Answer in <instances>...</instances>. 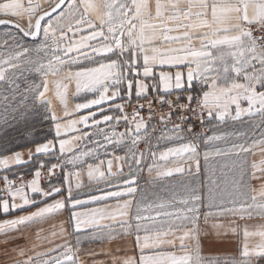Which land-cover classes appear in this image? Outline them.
I'll return each instance as SVG.
<instances>
[{
    "label": "snow or ice",
    "instance_id": "1",
    "mask_svg": "<svg viewBox=\"0 0 264 264\" xmlns=\"http://www.w3.org/2000/svg\"><path fill=\"white\" fill-rule=\"evenodd\" d=\"M53 3L50 11H43ZM0 16L9 18L0 19V26L16 28L24 37L35 39L41 31L43 33V42L34 49L22 47L19 40L13 38L15 49L9 47L6 55L0 53V82L7 80L6 73L14 72L22 61L43 78L42 91H38L41 85L29 91H38L35 99L48 110L49 116L45 118L50 117L55 135L37 144L35 153H53L58 144L59 162L48 167V174L53 176L59 168L64 176L61 185L50 183L47 189L42 188L40 169L45 164L41 162L33 178L19 186L8 176L3 177L5 194L0 195L3 214L36 205L38 201L33 196L40 197L43 207L28 215L0 221V234L5 237L2 243L18 238L9 233H21L42 224L65 210L69 203L73 209L96 203L104 206L72 212L75 233L91 227L90 239L112 240L117 235H132L131 221H135V243L141 252L139 259L113 257V264H201L198 239L201 219L207 225L210 219L229 216L240 220H251L254 216L264 218V158L252 163L249 173L246 155L255 144L264 146V138L253 140L247 146L246 143H232L226 153L213 143L223 139L221 135L193 132L187 115L191 112L199 116L202 125L205 113L210 119L224 121L231 116V106L235 105L233 120H240L242 114H258L264 121V91L257 90V86L264 88V0H154V3L153 0H27V3L0 0ZM24 17H27L26 28L19 22L11 23ZM32 51L37 54L34 60L27 58ZM85 63L94 66L85 67ZM49 76L53 77L51 81ZM194 82L208 90L194 96ZM73 83V97L84 92L93 98L70 108V85ZM149 90L154 94L151 97ZM49 91H53L62 106V117L46 98ZM174 92L176 98L170 99ZM181 93L186 95L182 97ZM133 96L136 105L128 113L125 108L132 104ZM27 99V96L22 97L20 103L23 105ZM182 99L186 102L182 103ZM118 100L121 102L117 103ZM141 100L146 104L140 103ZM241 101H247L248 107L242 108ZM156 104L161 109L165 105L168 108L167 113L159 117L160 127L152 124ZM145 106L149 113L147 119L141 115ZM94 107L96 111H91ZM81 110L89 111L77 119H69ZM98 115L100 119L96 118ZM121 122L126 130L117 133L116 125ZM185 124L188 125L186 129ZM78 125L96 131L81 132ZM156 132L159 135L155 136L153 149L160 148L161 143L171 146L152 150L150 156L147 149L136 151L139 143L147 145ZM73 133L80 134L70 135ZM85 140L93 146L82 147ZM113 142L128 146L124 157L88 163L86 158H97L98 149H106ZM201 144L205 146L206 164L213 154L234 153L237 156V175L230 190L210 188L202 196L193 181L182 184L179 194L170 190V199L159 196L150 199L148 193L138 189L133 167L143 171L146 157L151 160L147 171L150 175L155 173L154 181L174 173L183 174L186 170L192 174L193 163L198 174ZM122 160L129 168L127 178L122 171ZM12 163H24L21 153L0 158L3 168ZM105 163L107 168L103 170ZM65 165H72L76 170L66 171ZM85 172L90 183L104 181L106 186L99 189L100 195L81 201L72 195V181L75 179L76 187H80V178ZM252 179L260 181L259 188L251 187ZM65 185L67 196L64 195ZM109 200L116 203L109 205ZM134 204L135 211L130 213ZM106 220L119 221L121 233H116L112 224L101 223ZM212 227L226 226L213 224ZM228 227L234 232L240 229L239 224ZM62 234L61 227L59 233L51 232V237ZM243 235L241 256L244 259L237 264H254L257 259L264 258V224L256 225L254 230L245 224ZM251 237H259V242L250 244ZM79 239L77 235V244ZM165 247L175 251H163ZM77 251L66 243L57 245L43 254L49 258L41 264H80ZM18 255L25 256L24 250L20 249ZM14 264H33V257L16 260Z\"/></svg>",
    "mask_w": 264,
    "mask_h": 264
},
{
    "label": "rangeland",
    "instance_id": "2",
    "mask_svg": "<svg viewBox=\"0 0 264 264\" xmlns=\"http://www.w3.org/2000/svg\"><path fill=\"white\" fill-rule=\"evenodd\" d=\"M25 3H27V0H24ZM154 3V0H153ZM54 4V3H53ZM53 4L46 6L43 10L48 9ZM39 14V13H37ZM4 16H0V18H3ZM8 18V17H5ZM16 22H19L21 26L27 27V17H24L20 19L19 21L14 20ZM34 23V20H33ZM43 23H46L43 22ZM71 35V34H69ZM19 40L22 47H28L29 49H34L37 46H39L43 40V33L41 31L40 37L37 40H29L25 38L18 30L12 28V27H0V53L7 54V50L9 47L15 49V45L13 44V38ZM19 50H22L19 49ZM41 57H43V53L40 54ZM29 59H36L37 54L32 51L28 54ZM114 58V57H113ZM91 64L85 63L84 66H88ZM6 75L8 76V79L0 82V133L3 131V129L7 128L9 125L16 124L17 126L22 127L26 121H32L35 117V112L40 111L42 112L45 117L49 116L48 110L45 108L43 104H41L38 100L35 99L36 96H38V91L42 88L43 78L35 72L34 68H32L29 64L25 62H20V67L13 70H9ZM49 81L53 79V77H48ZM9 80L11 83H9ZM149 84L152 83V81H148ZM36 85H41L38 91L31 92L29 89L35 88ZM52 88V85L50 84V89ZM205 87H203L200 83H197V86L194 88L193 95H202V90L204 91ZM53 91H49L46 94V98L52 97ZM154 94L149 90V96H153ZM182 97L185 96V93L180 94ZM27 96L28 99L24 101L23 105L20 103L22 97ZM170 99L176 98V93L174 92ZM182 103L186 102L184 99L181 100ZM140 103L146 104L145 101L141 100ZM136 105L135 97L133 98L131 105H126L125 111L128 113H131L132 108ZM155 110V120L152 121V124H155L156 127H160V125L157 123L159 120V117L162 113H167L168 108L167 105L163 107V109L160 108L158 104L154 105ZM117 113H114L116 115ZM148 109L145 106L144 111L141 113L142 116H144L146 119L148 117ZM113 115V114H112ZM187 115L190 117L188 123L193 125V132H203L205 136L207 135H221L223 139L220 141L213 142L217 147L221 148L224 152H226L232 145V143H246L247 145H251L253 140H260V138H263L261 136L257 137V134L264 136V121H262V118L258 115V118H254V120L250 123H246L242 125L238 121H232V122H225V123H214L210 122V118L207 117L206 113L204 114V124L202 125L199 119V116H193L191 112L187 113ZM50 120V117L48 118ZM173 119H176V117H173ZM187 124L184 125L185 129L187 128ZM101 127H107L104 125H101ZM126 130V125L121 122L119 125H116V131L124 132ZM90 132H95V129H88ZM159 135V132H156L152 135V139L150 142L146 145L144 142H141L137 145L136 151L138 152H144L147 149V155L150 156V153L152 150L158 151V149H153V146L156 144L155 136ZM96 137H94L95 139ZM101 143H103L102 137L100 138ZM249 141V142H248ZM130 144V142H129ZM113 145H121L113 142L112 144L107 145L106 149L101 148L98 149V157L107 154L106 150L112 147ZM35 146V145H34ZM82 147H92L93 145L89 143V141L85 140ZM121 146H124V150L128 152V146L123 144ZM169 145H165L161 143L160 147H166ZM30 148V149H29ZM22 150H18L16 152L21 153L22 160H28L29 154L35 152V147H29ZM201 150H205V146L201 144ZM264 150V146H261L259 144H255L251 147L252 149ZM86 150V148H85ZM16 152L10 153L8 155H12ZM5 155V156H8ZM247 155V164L249 162V155ZM5 156H1L5 157ZM29 162H26L25 164L20 165L19 169H10L6 173H2L0 171V195H4L3 189V177L8 176L9 178L15 177L18 173H23L24 175H33L35 170L40 167V163L43 162L45 164V167L41 168V170L46 169V172H48V167H50L53 163H58V157L59 154L57 152L49 153V154H40L37 156H31ZM97 157V158H98ZM201 166L202 171L200 176L193 177L191 176H184V177H177L175 176L178 173H174L171 177L163 178L159 181H154L155 173L153 172L151 175L147 171V164L151 162L150 159L146 157L144 163H143V171H137L135 167H133V172L137 176V187L138 189H143L146 193H148L150 199H155L156 196L162 197L164 199H170V190H175L178 194L180 193V186L182 184H188L195 181L196 187L199 189L200 194L206 195L208 190L210 188L212 189H225L230 190L231 189V182L237 175L236 165L239 163V160L236 155H229L222 158H209V162L206 164L203 158V151L201 154ZM88 162H94L96 158H86ZM169 167H172V165H168ZM2 166H0L1 168ZM73 168L72 165H65V170H69ZM59 169V168H58ZM57 169V170H58ZM129 170V168H128ZM61 171V170H60ZM44 172V173H46ZM62 174V181H48L43 182V185H41L42 188H47L51 184L54 185H61L63 183V173ZM41 172V176H42ZM44 179V178H43ZM41 183V180H40ZM65 187V186H64ZM155 194V196L153 195ZM114 203H108L109 205H114ZM42 204V203H41ZM39 205H31V206H24L20 209L10 212L9 214H0V217H19L28 215L32 212H35ZM135 211V204L133 205V208L130 209V213H134ZM64 217H67L64 212ZM62 216V215H61ZM60 216V217H61ZM223 218V217H221ZM219 218V219H221ZM203 220V219H201ZM218 220V219H217Z\"/></svg>",
    "mask_w": 264,
    "mask_h": 264
},
{
    "label": "crops",
    "instance_id": "3",
    "mask_svg": "<svg viewBox=\"0 0 264 264\" xmlns=\"http://www.w3.org/2000/svg\"><path fill=\"white\" fill-rule=\"evenodd\" d=\"M94 65H88L85 67H91ZM186 72L187 69H184ZM239 82H243V80H240ZM195 87L197 86V82H194ZM43 90V87L40 91ZM75 90L74 83L70 85V94H69V100L70 104L69 107H74L75 103L84 102L86 99L93 98L91 94L82 92L80 96L73 97L71 95L72 92ZM208 89L205 87L204 91H207ZM258 91H264V88H259L257 86ZM134 98V96H133ZM48 99L52 102V109L56 112L58 116H63V109L62 106L59 104V101L55 98L53 95L52 97H48ZM121 101H117V103H120ZM241 107L247 108V101H241ZM107 107V105H105ZM89 110H81L76 116L70 117L69 119H77L80 115H86ZM91 111H96L95 107L91 109ZM49 113V112H48ZM105 114H113L114 113H108ZM235 115V105L231 106V116H228L225 118L224 121H218L214 118H211L210 122H214L216 124L225 123V122H234L238 121L242 125L252 122L254 118H258V114H242V117L240 120H233L232 116ZM97 119H100V116L98 115L96 117ZM51 121V119H50ZM61 123L64 122L62 119L60 121ZM78 128L81 129V132L88 131L89 128H85L83 125H78ZM51 129L52 133L55 135V130L53 123L51 121ZM80 133H73L70 135H77ZM263 137L262 135L257 134V137ZM261 139V138H260ZM249 142V141H248ZM45 143V142H44ZM42 144V143H41ZM123 145V144H121ZM121 145H113L109 149L106 150L107 154H104L98 158L94 162H88V163H98L99 160H105L108 159H114V157H124L127 154V151L124 150V146ZM171 146V145H169ZM33 147H36L33 146ZM167 147V146H166ZM164 147H160L158 149L162 150ZM30 149V148H29ZM202 151L201 148L199 149L200 152V170L199 173L196 174L195 164L193 163L192 168V174H189L186 170L183 174H176L177 177H186V176H193L198 177L201 174L202 171ZM54 152H57L59 154V145H56V149ZM227 153V151H226ZM43 154V153H41ZM13 155V154H12ZM40 154H36L33 152L31 156H37ZM60 155V154H59ZM229 155H235L234 153L225 154V155H211L209 158H222ZM249 155V162H248V172L251 173V165L252 163H258L262 158H264V150L252 149L248 153ZM10 156V155H8ZM3 158V157H2ZM32 158V157H31ZM30 158L28 160H25L24 163L21 164H15L12 163L9 165L8 168H0V171H6L7 169H12L15 167H18L22 164H25L26 162H29ZM86 167V166H85ZM121 167L124 174V178L128 177V165L124 163V161H121ZM107 165L103 166V170H106ZM75 168H71L66 171H75ZM113 171H116V163L114 160L113 164ZM116 181L114 180L113 183ZM80 187H76V180L73 179L72 181V195L80 199L81 201H88L91 196H98L100 195L99 189L105 188L106 183L104 181H101L99 184H97L95 181L89 182L86 172L85 174L80 178ZM250 185L252 188H259L260 181L252 179L250 180ZM137 186V185H136ZM49 187V186H48ZM47 187V188H48ZM46 188V189H47ZM112 190H115L114 188ZM67 186L64 187V195L67 196ZM32 195V194H29ZM35 200L38 201L37 205L39 207H43V204L39 203L40 197L39 196H33ZM56 199H60V197H56ZM49 203L51 200L48 201ZM115 200H109L107 203H114ZM17 203H22L20 201H17ZM103 204H96V203H87L85 208H76L73 209L69 203L67 208L65 210H62L58 215H55L48 220L44 221L42 224L33 225L30 228L24 229L21 233H9L10 236H16L18 238L12 239L9 241V243L4 244L2 241L5 239L4 235L0 234V264H14V261L16 260H23L27 259L28 256L33 257V264H41V262L44 259H48L49 257L46 255H43L44 253L48 252L51 248L60 245V244H69L73 246L75 249H77V255L78 259L80 261V264H113V257L123 258V257H134L136 260L139 259L141 252L140 249L136 246L135 243V221L132 220L133 228H132V235H117L115 239L112 240H99V239H90L93 232V228L89 227L84 229L81 233L77 234L74 232V226L73 222L71 220V215L73 211H85V210H91L93 208L97 207H103ZM20 209V208H18ZM17 209V210H18ZM64 212L67 217H64ZM0 214H3L2 210H0ZM9 214V213H8ZM5 215V214H4ZM62 215V216H61ZM61 216V217H60ZM17 217H0V221H3L5 219H15ZM102 224H112L113 230L116 233H121V226L119 221H102ZM213 224H223L226 227L216 229L213 228ZM236 224L240 225V229L238 231H232L231 227H234ZM245 224H248L250 227V230H254L255 226L258 224H264V218H261L259 216H254L251 220H240L239 217H223L221 219H210L207 223V225L204 224L203 220L200 221L201 225V232L199 234V254L201 257V264H237L238 261H241L244 259L241 256V252L243 250V245L245 242V238L243 235V227ZM61 227L63 228V234L58 235L55 238L51 237V232L56 231L57 233L60 232ZM37 232H39V238L37 237ZM77 235H79V244H77ZM141 235H143V232H141ZM259 242V237H251L249 238L250 244H255ZM20 249H23L25 252V256L21 257L18 255V252ZM163 251H175L174 249L170 248H163ZM150 254V253H145ZM254 264H264V258L257 259Z\"/></svg>",
    "mask_w": 264,
    "mask_h": 264
},
{
    "label": "trees",
    "instance_id": "4",
    "mask_svg": "<svg viewBox=\"0 0 264 264\" xmlns=\"http://www.w3.org/2000/svg\"><path fill=\"white\" fill-rule=\"evenodd\" d=\"M35 117L31 121H26L20 127L16 124L9 125L0 133V157L10 153L41 144L54 137L51 129V121L45 118L40 112H35ZM15 167L14 169H19ZM2 171V173L8 172Z\"/></svg>",
    "mask_w": 264,
    "mask_h": 264
},
{
    "label": "built area",
    "instance_id": "5",
    "mask_svg": "<svg viewBox=\"0 0 264 264\" xmlns=\"http://www.w3.org/2000/svg\"><path fill=\"white\" fill-rule=\"evenodd\" d=\"M42 172V176L40 177V180H41V185H43V182H48V181H55V180H58V181H62V174H61V171L60 169L58 170H55V173L53 176H49L48 172H46V169H43L41 170ZM46 172V173H44ZM3 174V173H1ZM33 178V175H24L23 173H18L15 177H12V178H9L11 181H13L15 183L16 186H19L22 182L23 183H26L27 181H30L31 179ZM44 178V179H43ZM3 180V179H2ZM4 181V180H3ZM4 184V182H3Z\"/></svg>",
    "mask_w": 264,
    "mask_h": 264
},
{
    "label": "water",
    "instance_id": "6",
    "mask_svg": "<svg viewBox=\"0 0 264 264\" xmlns=\"http://www.w3.org/2000/svg\"><path fill=\"white\" fill-rule=\"evenodd\" d=\"M52 6H54V4L52 5ZM51 6V7H52ZM51 7H49L48 9H46V10H43V11H50L51 10ZM42 14V12L41 13H39V14H37V15H41ZM0 19H9V18H5V17H3V18H0ZM11 23L12 24H15V23H17L16 21H14V20H12L11 21ZM43 23V22H42ZM0 27H2V26H0ZM8 27H11V26H8ZM13 28V27H12ZM14 29H16V28H14ZM16 30H18V29H16ZM19 31V30H18ZM22 34V33H21ZM41 34V33H40ZM40 34L38 35V37L37 38H31V37H25V38H27V39H29V40H37L39 37H40Z\"/></svg>",
    "mask_w": 264,
    "mask_h": 264
}]
</instances>
